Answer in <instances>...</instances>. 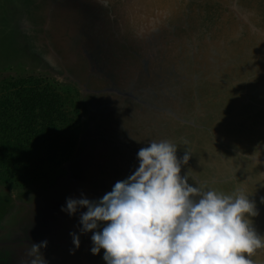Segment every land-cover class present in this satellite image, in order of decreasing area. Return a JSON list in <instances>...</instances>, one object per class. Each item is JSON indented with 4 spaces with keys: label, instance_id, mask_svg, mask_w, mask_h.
I'll use <instances>...</instances> for the list:
<instances>
[{
    "label": "water",
    "instance_id": "water-1",
    "mask_svg": "<svg viewBox=\"0 0 264 264\" xmlns=\"http://www.w3.org/2000/svg\"><path fill=\"white\" fill-rule=\"evenodd\" d=\"M94 1L108 5L107 1ZM48 2L51 12L54 3ZM71 4L79 15L91 12V3L86 0H71ZM236 8L234 3L232 10L245 24L237 30L245 29V39L236 40L239 32L225 33L209 41L206 53L185 50L180 60L175 59L178 50L170 53L173 35L159 33L162 25L155 11L154 18L145 13L129 18L128 28L134 34L131 44L123 40L110 16V36L121 45L137 46L139 63L132 70L124 64L126 70H119L124 77L121 79L107 68L122 66L123 59L116 56L119 44L110 50L112 61L106 62L103 55L97 60L99 65L87 58V76L91 83L96 80L90 92L95 103L93 120L85 137L92 150L68 172L60 187L41 191L45 207L39 211H47L57 200L60 202L54 209L62 216L65 205L57 188L79 183L84 190L75 193L77 200L83 196L98 201L139 167L136 154L140 148L166 140L177 147L178 160L188 154L189 162L181 165V175L187 174L190 185L201 193H243L258 212L252 225L257 222L264 227V30L256 28ZM50 52L57 62L64 63L55 51ZM87 169L94 175L86 177ZM192 198L198 201L200 196ZM81 208L75 213L77 217ZM256 232L264 236V228ZM103 254L100 251L104 260ZM247 258L253 264H264V248Z\"/></svg>",
    "mask_w": 264,
    "mask_h": 264
},
{
    "label": "rangeland",
    "instance_id": "rangeland-1",
    "mask_svg": "<svg viewBox=\"0 0 264 264\" xmlns=\"http://www.w3.org/2000/svg\"><path fill=\"white\" fill-rule=\"evenodd\" d=\"M86 1L91 3V12L79 15L71 0H52L54 9L51 12L48 0H0V92L11 79L14 82L21 79L37 81L35 87L39 91H47V98H54L60 105L44 108L53 112L52 125L56 137L31 140L35 145L34 159L26 162L38 165L41 159L46 160L59 150L68 133L74 138L73 141L68 140L72 149L56 156L52 162L39 165L41 167L33 172H23L20 178L0 177V264H30L34 258L28 255L30 245L43 241H47V247L41 248L45 264H107L99 254L91 252L93 233L82 231L80 216L87 211L81 208L78 217L63 211L61 216L54 209L60 202L57 200L49 204L47 211L39 209L45 207L40 199L41 191L50 186L60 187L68 172L92 150L85 137L93 120L95 103L90 92L96 80L93 78L91 83L87 76L90 63L87 58L91 57L92 63L96 61L99 65L102 64L97 60L103 55L106 62L112 61L110 50L119 44L116 56L123 59L120 61L122 66L107 68L121 79L124 77L119 70L124 69V64L132 70L139 63L137 46L121 45L110 36V16L123 40L131 44L134 34L128 28L129 18L135 19L141 13L154 18L155 11L162 25L159 33L173 35L170 53L178 50L177 60L182 58L185 50L206 53L209 41L225 33L239 32L241 35L236 40L245 39V29L237 30L245 28V24L232 10L234 3L241 16L264 30V0H100L108 2L106 7L94 0ZM50 49L60 55L63 64L52 58ZM35 114H40L39 109ZM64 124L66 130L62 134ZM52 147L54 151L50 154ZM86 172V177L94 175L88 169ZM57 190L66 208V201L77 199L75 193L84 187L79 183ZM66 213L68 216H64ZM62 221L66 222L63 226ZM103 227L100 224L97 231H102ZM73 233L80 240L78 249L73 243Z\"/></svg>",
    "mask_w": 264,
    "mask_h": 264
},
{
    "label": "clouds",
    "instance_id": "clouds-1",
    "mask_svg": "<svg viewBox=\"0 0 264 264\" xmlns=\"http://www.w3.org/2000/svg\"><path fill=\"white\" fill-rule=\"evenodd\" d=\"M139 167L127 179L96 202L86 198L66 201L74 215L83 207V232H92L91 252L104 250L107 264H253L247 257L264 248L249 217L256 206L243 193L225 195L190 185L170 141L149 142L137 153ZM199 195L194 200L192 197ZM105 222L102 231H97ZM73 243L80 247L74 233ZM47 241L30 245V264H45L41 248Z\"/></svg>",
    "mask_w": 264,
    "mask_h": 264
},
{
    "label": "trees",
    "instance_id": "trees-1",
    "mask_svg": "<svg viewBox=\"0 0 264 264\" xmlns=\"http://www.w3.org/2000/svg\"><path fill=\"white\" fill-rule=\"evenodd\" d=\"M36 85L37 81L21 79V81L14 82L11 79L1 89L0 177L6 175V178L9 177L10 179L13 176L20 178L21 173L33 172L36 168L41 167L47 162H52L56 159V156H62V154H65L64 152L68 153L72 149V145L68 144V140L73 141L74 138H71L72 135L68 133L67 137H65L66 134L63 135L65 140L61 144L62 146L52 156L46 160L41 159L38 165L26 162L34 159L35 145L31 143V140L35 141L46 136L49 139L56 137V132L53 130L52 125V121L54 120L52 116L53 112H50V109L44 108L60 105H58V101L54 98L48 99L46 94L49 93L45 90L44 92L42 90L39 91L35 87ZM37 109H39L40 114H35ZM64 117L62 121L65 122ZM57 129L59 131L60 126ZM65 130L64 124L61 133L63 134ZM66 149L68 151H65ZM53 151V147L49 149V152L47 150L50 154Z\"/></svg>",
    "mask_w": 264,
    "mask_h": 264
},
{
    "label": "crops",
    "instance_id": "crops-1",
    "mask_svg": "<svg viewBox=\"0 0 264 264\" xmlns=\"http://www.w3.org/2000/svg\"><path fill=\"white\" fill-rule=\"evenodd\" d=\"M250 218L252 219V221H256L257 216H255V217H250ZM252 226L255 227V228H254L255 230H260L261 228H264L263 226L258 225L257 222H256V224H253Z\"/></svg>",
    "mask_w": 264,
    "mask_h": 264
}]
</instances>
